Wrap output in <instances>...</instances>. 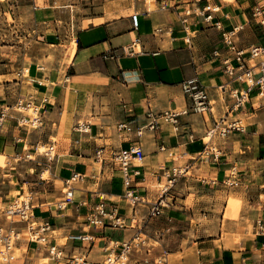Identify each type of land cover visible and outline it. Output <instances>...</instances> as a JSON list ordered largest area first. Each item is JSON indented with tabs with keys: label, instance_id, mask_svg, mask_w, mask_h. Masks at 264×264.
<instances>
[{
	"label": "crops",
	"instance_id": "obj_1",
	"mask_svg": "<svg viewBox=\"0 0 264 264\" xmlns=\"http://www.w3.org/2000/svg\"><path fill=\"white\" fill-rule=\"evenodd\" d=\"M14 8L33 39L12 69L0 66V228L17 235L11 264L48 255L27 243L24 222L6 219L22 196L34 220L51 225L60 251L51 264H103L126 244L132 264H264V98L252 91L234 108L217 89L227 82L222 33L238 28L241 49L264 44V0H20ZM195 76L215 102L213 118L237 131L203 142L215 123L186 111L180 89ZM41 145L51 156L37 154ZM132 145L143 159L130 166L138 174L127 187L110 156Z\"/></svg>",
	"mask_w": 264,
	"mask_h": 264
},
{
	"label": "built area",
	"instance_id": "obj_2",
	"mask_svg": "<svg viewBox=\"0 0 264 264\" xmlns=\"http://www.w3.org/2000/svg\"><path fill=\"white\" fill-rule=\"evenodd\" d=\"M200 1V0H199ZM208 19L211 16H207ZM132 25L137 27L138 19L137 15L131 16ZM239 33L238 28H234L230 31L222 33V47L226 52V55L221 59L222 73L226 76L227 82L217 87L221 94L227 93L234 101V108H239L245 104L252 91H255L256 97L264 98V44L254 45L248 49H241L238 47L236 39ZM233 83L243 85V89L239 87H229ZM180 89L187 100L186 111L192 114L200 115L205 120L212 119L214 121L213 126H209L206 129L205 136L208 140H211L214 136H225L231 131H237L238 126L236 122L226 121L224 118L215 120L213 118V107L215 102L211 100L206 92L205 87L200 83L195 76L190 79L183 80L180 83ZM3 117V113H0V119ZM149 128H153V124L147 125ZM141 133V128L138 129V134ZM51 150V148H49ZM48 155V154H47ZM110 158L118 165L120 171L123 174L124 182L126 186L129 185V178L131 173L138 174V172H131L130 166L132 164H138L143 159V151L141 146L132 145L125 149H120L111 154ZM95 159L99 162L105 160L102 151L95 153ZM168 188L165 187L163 192ZM66 198H71V192L65 193ZM127 197L131 202L135 201L132 198L130 192L127 193ZM164 199L160 198L150 208L151 216H159L160 209L164 206ZM30 204L27 197L23 201L12 203L9 206L6 213L9 215L10 221L13 220L12 216L15 215L17 222H24L26 224V241L38 246L46 248L48 254L54 258H58V249L55 245L51 244L50 236L48 232L51 229V225L46 222H37L34 220L30 213ZM115 209L111 214L113 215ZM103 213V212H102ZM90 222H93L90 220ZM16 234L13 229L4 231L0 228V256H2V264H11L12 257H10L11 246L14 245ZM14 239V242H11ZM129 249V244L123 247V251L118 255L122 256L124 252ZM117 256V257H118ZM114 261L107 260L105 264H113ZM104 264V263H103Z\"/></svg>",
	"mask_w": 264,
	"mask_h": 264
},
{
	"label": "rangeland",
	"instance_id": "obj_3",
	"mask_svg": "<svg viewBox=\"0 0 264 264\" xmlns=\"http://www.w3.org/2000/svg\"><path fill=\"white\" fill-rule=\"evenodd\" d=\"M16 2H20V0H0V66L3 64H8L10 68L12 69V65L14 63H17L19 58L23 54V50L28 49L30 46L28 44L32 41V31L29 28L28 20L26 19H18L15 13H12V10H15L14 7H16ZM15 6H12L13 4ZM9 66H6L5 68L8 69ZM22 111V110H20ZM30 118L37 117V115H34L32 112L26 113ZM35 127V126H33ZM211 140H208L207 137L204 136L203 142L209 143ZM50 146H39L37 149V154L44 155L49 152ZM53 153V152H52ZM51 153V154H52ZM34 157V156H30ZM176 159V158H175ZM177 161V160H176ZM4 162H1L0 165L2 166ZM97 168L100 167V164L94 165ZM47 175L45 174L44 177ZM165 187H162L164 189ZM62 194L66 193V189L61 190ZM27 194L25 193L24 196ZM16 196V194L12 195L11 198ZM25 197H20L17 199H13L12 203L14 201H23ZM128 204L130 206H133L131 202L128 201ZM7 208V207H6ZM6 219L8 220V216H6ZM11 242H14V239H11ZM186 239L183 240L182 247L184 248V245L186 243ZM132 253V249H128L126 252H124L122 255L125 254V257L122 259L121 257H117L115 255H110L105 258L104 264L107 263L108 259H111V261H114L113 264H132L131 261L129 263V256ZM10 257H12V260L14 262L16 256L18 255V251L14 248V245L11 246L10 249ZM119 255V254H118ZM62 256V254H61ZM43 260H40V264H51L54 263L55 260L52 257V255L48 254L43 256ZM169 258H172L169 256ZM2 256H0V264L3 263ZM160 260V259H157ZM81 262V261H80Z\"/></svg>",
	"mask_w": 264,
	"mask_h": 264
},
{
	"label": "bare ground",
	"instance_id": "obj_4",
	"mask_svg": "<svg viewBox=\"0 0 264 264\" xmlns=\"http://www.w3.org/2000/svg\"><path fill=\"white\" fill-rule=\"evenodd\" d=\"M29 111L32 112V113L34 114V110L29 109ZM29 111H28V112H29ZM52 152H53V151L49 149V152H47V154H49V156H51V153H52ZM14 202H17V201H14ZM14 202H13V203H14ZM11 205H12V203H11ZM6 214H7V213H6ZM8 214H11V213H8ZM7 216H8V218H9V215H7ZM12 218H16L15 215H13ZM57 254L60 255V251H58ZM52 257H53V256H52ZM124 257H125V254L121 256L122 259H123ZM53 258H54V257H53ZM110 260H111V259H110Z\"/></svg>",
	"mask_w": 264,
	"mask_h": 264
}]
</instances>
